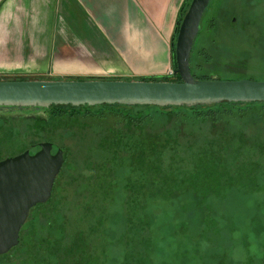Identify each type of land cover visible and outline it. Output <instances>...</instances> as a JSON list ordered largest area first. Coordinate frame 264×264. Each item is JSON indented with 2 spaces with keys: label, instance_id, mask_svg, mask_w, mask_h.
<instances>
[{
  "label": "trees",
  "instance_id": "16d2710c",
  "mask_svg": "<svg viewBox=\"0 0 264 264\" xmlns=\"http://www.w3.org/2000/svg\"><path fill=\"white\" fill-rule=\"evenodd\" d=\"M189 3L190 0L184 1L175 25L171 41L172 71L176 67V34ZM232 14V17L241 14L240 8L233 10ZM213 19L207 23L208 30L218 27ZM244 20L247 24L248 20ZM228 24L229 28H236L235 23L230 21ZM216 38L211 37L206 46H201L195 59L191 50L190 70L194 78L217 79L207 74L212 69L204 65L219 68L240 66L253 52L246 47L234 51L232 44L238 39L227 38L221 45ZM255 40L250 45L262 47L263 52L259 53L258 48L254 53L264 58V47ZM240 41L248 43L249 40ZM210 45H215L214 53L207 50ZM226 56H235L236 62H227L223 59ZM27 77L19 76L22 79ZM139 79L181 80L174 72ZM98 106L155 109L141 115L122 113L103 126V134L96 137L88 148V151L99 148L105 152L101 159L87 157L77 165L73 159L66 161L67 153L62 149L64 162L55 178L51 196L30 209L20 229L18 244L12 248L20 250L31 264H104L106 249L113 246L121 248L123 264H149L148 251L153 244L149 220L136 221L135 214L145 211L153 199L173 200L188 193L208 194L224 186H233L236 179L247 176L264 161V102L225 101L191 107ZM66 108L77 109L71 105H51L41 108L48 113L47 117H20L17 120H31L28 122L31 129L40 132L55 127L54 123L66 121L61 118ZM68 116L69 122L76 115L72 112ZM98 116L102 118L104 114ZM17 120L10 119L7 128L0 126V159L35 145H22ZM258 122L262 125L251 131L249 126L253 124V129ZM16 143L21 145L16 148ZM123 168L128 170L122 187L125 191L123 210L128 218L121 234L114 242H109L100 235H111L103 226V220L109 216L115 200L114 189L119 186L117 175ZM67 178L71 182H66Z\"/></svg>",
  "mask_w": 264,
  "mask_h": 264
},
{
  "label": "rangeland",
  "instance_id": "374dc122",
  "mask_svg": "<svg viewBox=\"0 0 264 264\" xmlns=\"http://www.w3.org/2000/svg\"><path fill=\"white\" fill-rule=\"evenodd\" d=\"M239 8L241 14H234L232 17L233 10L238 11ZM212 17L218 27L208 30L207 23ZM232 18H235V29L229 28L228 23ZM244 19L248 20V25ZM211 37H217L216 42L221 41V45L227 38L238 39L232 44L234 51L238 52L246 47L253 52L251 51L252 55L248 54L240 66L219 68L217 65H204L212 69L207 74L221 80H264V58L254 53L259 46L250 45L257 38L255 41L264 47V0H210L192 46L193 59L198 49L206 46ZM243 39L249 40L248 43L240 41ZM210 46L207 50L214 53L215 45ZM260 52H263L262 47L259 48ZM223 59L229 63L236 62L235 56H226ZM8 109L12 110L10 112L14 115L35 113L31 107L0 108V112ZM70 109L66 108L61 117L66 121L54 123L55 127L40 132L31 129L28 123L31 120L18 119L22 145L50 141L54 148L66 150V161L73 159L77 165L82 164L87 157L101 159L105 152L102 153L99 148L88 151V148L96 137L103 134V126L119 114L141 115L155 108H102L97 105L78 106L72 111ZM72 112L76 116L68 122L67 117ZM99 113H103L104 117L100 118ZM44 116L47 117V113ZM259 125L262 123L258 122L255 128L251 129V124L249 129L255 131ZM15 145L17 148L21 143ZM127 174L126 168L119 171V186L114 189L115 200L109 216L103 220V226L107 227L111 235L104 236L100 230L103 234L100 236L109 242H114L121 234L126 217L128 218L123 210L125 191L122 188ZM64 177L67 175L64 174ZM70 180L67 178L66 182H71ZM135 216L136 221L149 220L148 227L153 238V244L148 251L149 264H264V161L247 176L236 179L233 186H224L208 194L188 193L173 200L153 199L145 211ZM80 218L83 217L77 219ZM23 256L20 250L13 249L0 255V264H31ZM105 259L104 264H123L121 248L113 246L106 249Z\"/></svg>",
  "mask_w": 264,
  "mask_h": 264
},
{
  "label": "crops",
  "instance_id": "0c3cea01",
  "mask_svg": "<svg viewBox=\"0 0 264 264\" xmlns=\"http://www.w3.org/2000/svg\"><path fill=\"white\" fill-rule=\"evenodd\" d=\"M185 0H0V76L167 75Z\"/></svg>",
  "mask_w": 264,
  "mask_h": 264
},
{
  "label": "water",
  "instance_id": "95a60500",
  "mask_svg": "<svg viewBox=\"0 0 264 264\" xmlns=\"http://www.w3.org/2000/svg\"><path fill=\"white\" fill-rule=\"evenodd\" d=\"M210 0H190L174 42V73L180 81L115 79L0 78V106H97L102 104L196 106L221 102H264V80L197 79L190 54ZM235 18H233V21ZM173 38V37H172ZM64 162L63 150L50 141L0 160V254L19 241L30 209L46 202Z\"/></svg>",
  "mask_w": 264,
  "mask_h": 264
},
{
  "label": "flooded vegetation",
  "instance_id": "af4514ba",
  "mask_svg": "<svg viewBox=\"0 0 264 264\" xmlns=\"http://www.w3.org/2000/svg\"><path fill=\"white\" fill-rule=\"evenodd\" d=\"M231 22L234 24L235 23V20L233 21V18H232V20H231ZM0 108H9V107H4V106H0ZM11 108H16V109H24V108H26V107H11ZM31 108H34V107H31ZM7 111V112H6ZM10 111H12V110H10V109H8V110H5V112H0V126H2V127H4L5 126V128H7V127H9V125H10V123H9V120L10 119H13V118H15L16 120L18 119V118H20V117H31V118H35V117H39V118H44L45 116H44V114L45 113H47V112H45L43 109H41V108H38V109H36V108H34V114H29V115H24L23 113H20V114H18V115H14L12 112H10ZM38 112V113H37ZM41 112V113H40ZM44 113V114H43ZM48 114V113H47ZM16 126H17V124H16ZM20 140H22L21 139V137H20ZM41 142V141H40ZM39 143V142H38ZM38 143H36V144H38ZM62 149V148H61ZM18 154V153H17ZM15 155V154H14ZM7 156H12V155H7ZM7 156H5V157H7ZM5 157H3L2 159H4ZM2 159H0V160H2ZM14 248V247H13ZM11 250H13L12 248L8 251V252H10ZM8 252H6V253H4V254H7ZM1 255V254H0Z\"/></svg>",
  "mask_w": 264,
  "mask_h": 264
},
{
  "label": "built area",
  "instance_id": "2783aa9c",
  "mask_svg": "<svg viewBox=\"0 0 264 264\" xmlns=\"http://www.w3.org/2000/svg\"><path fill=\"white\" fill-rule=\"evenodd\" d=\"M172 72H173V71H172V69H171L169 73H172Z\"/></svg>",
  "mask_w": 264,
  "mask_h": 264
}]
</instances>
